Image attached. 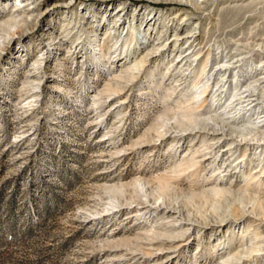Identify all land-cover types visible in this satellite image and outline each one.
I'll return each mask as SVG.
<instances>
[{
	"label": "rangeland",
	"instance_id": "374dc122",
	"mask_svg": "<svg viewBox=\"0 0 264 264\" xmlns=\"http://www.w3.org/2000/svg\"><path fill=\"white\" fill-rule=\"evenodd\" d=\"M0 23V264H264V0H0Z\"/></svg>",
	"mask_w": 264,
	"mask_h": 264
},
{
	"label": "bare ground",
	"instance_id": "6f19581e",
	"mask_svg": "<svg viewBox=\"0 0 264 264\" xmlns=\"http://www.w3.org/2000/svg\"><path fill=\"white\" fill-rule=\"evenodd\" d=\"M25 1V0H24ZM34 3V2H33ZM26 4H29V1L26 3ZM63 4V3H62ZM122 3H120L119 4V6L121 5ZM64 5V4H63ZM14 6V8H13V10H12V12L14 13V12H16L17 11V13L15 14V15H11V17L14 19V20H16V16L18 15L19 16V12H21V6H20V4H15V5H13ZM19 10V11H18ZM124 10V8L123 7H119V9H118V12L117 13H115V16H116V18H115V21H116V23L112 26V28L113 29H115V30H117V28H116V26H118V21L119 20H121L123 17H124V15H125V13L123 12L122 13V11ZM147 17V16H146ZM145 19V18H144ZM147 19V18H146ZM148 19H150L149 21H147L148 23L146 24V25H148V28L149 27H151V23H150V21L151 20H153V18H148ZM2 21H4V23L6 22L4 19L2 20ZM114 21V22H115ZM25 23V22H24ZM1 24V23H0ZM23 25V23H20L19 25L17 24V23H14V25H12V27H10V28H15L16 30L19 28H21V26ZM119 28V27H118ZM148 28L147 29H144V32H143V36H142V38L140 37L139 39H138V34H139V32L141 31V27H135V26H130V28H129V30H130V32H131V39H133V41L134 40H138V43H136V44H138L137 46H135V49H134V51L139 47V46H141L143 43L145 44V43H147V42H150V40H149V36H148ZM30 29V28H29ZM108 30H110V29H107L106 31H108ZM114 30V31H115ZM9 31H10V29H9ZM18 32V31H17ZM186 35H177V40H179V39H182V38H184ZM4 37V36H3ZM6 39V38H5ZM140 39H141V41H140ZM191 40V39H190ZM115 45L117 44V43H114ZM97 45H99L98 43H97ZM103 45H104V43H102V44H100V47L99 48H96V49H99V50H102V48H103ZM119 48H120V46H119ZM146 48H148V47H146ZM153 48V47H152ZM157 48H160V47H157ZM150 49V48H149ZM117 50H119L118 48H117ZM152 50V49H151ZM154 50V49H153ZM153 50L151 51V52H153ZM138 51V50H137ZM150 52V53H151ZM146 53V52H145ZM186 55H184L181 59H180V61H178L177 63L178 64H180L181 62L183 63L184 61H187L188 60V58H189V56H190V53H185ZM106 55V54H105ZM104 55V56H105ZM148 55H149V53H148ZM147 55V56H148ZM131 56V55H130ZM130 56H129V54H127L126 56H124V57H120L119 59H124L125 57H126V60H125V64H124V66H126V61L127 60H129L128 62H130ZM145 56V55H144ZM182 56V55H181ZM142 58V57H141ZM147 58V57H146ZM143 59H145V57L143 58ZM143 59H140L141 60V62H136V64L134 65V67H137L138 68V66H140V63H141V65H142V63H144V62H142V60ZM178 59H179V57H178ZM177 59V60H178ZM145 60H148V59H145ZM39 60H37V62H38ZM139 61V60H138ZM144 61V60H143ZM146 62V61H145ZM39 64V63H38ZM143 66V65H142ZM141 67V66H140ZM139 67V68H140ZM178 67V66H177ZM222 67V66H221ZM218 68V67H217ZM221 69V68H220ZM217 70H219V69H217ZM152 73V72H151ZM204 73V72H203ZM217 73V72H216ZM260 80V79H259ZM263 84V83H262ZM205 92V91H204ZM242 94V93H241ZM219 95H221V94H219ZM219 100V99H218ZM243 101V100H242ZM239 102V103H237L239 106V110L240 111H242V115H245L247 112H252L253 110L255 111L256 110V108H257V105H254L253 107H249V108H247V107H245V106H243L241 103H243V102ZM248 101V100H247ZM250 103V102H249ZM234 108V107H233ZM237 113H239V111H237L236 112V114ZM264 111H259V110H256V114H257V116H256V118L258 119L256 122H254L253 124H256V126H257V129L258 130H262V131H264ZM235 114V115H236ZM234 115V116H235ZM233 116V117H234ZM238 117H241L240 115L238 116ZM263 134H264V132H263ZM264 144V143H263ZM225 148V147H224ZM222 149V148H221ZM226 149H229V151L233 154V147H231V144H228V146H227V148ZM220 152V151H219ZM229 158V157H228ZM156 234H158V235H160L161 233H156ZM251 238H253V236H251ZM255 239H257V238H255ZM254 240V239H253ZM253 240H251V241H253ZM259 243H261L260 241L259 242H253L252 244H251V246H250V248H251V250L252 251H255L256 250V245H258ZM161 246V245H160ZM262 246V245H261ZM248 247V246H247ZM263 250H264V248H262ZM261 257H264V253L261 255ZM260 257V258H261ZM238 259V258H237Z\"/></svg>",
	"mask_w": 264,
	"mask_h": 264
}]
</instances>
